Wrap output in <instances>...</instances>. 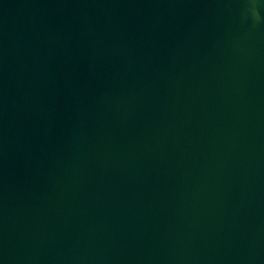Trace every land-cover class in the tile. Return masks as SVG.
Returning <instances> with one entry per match:
<instances>
[{"label":"water","instance_id":"obj_1","mask_svg":"<svg viewBox=\"0 0 264 264\" xmlns=\"http://www.w3.org/2000/svg\"><path fill=\"white\" fill-rule=\"evenodd\" d=\"M0 264H264V0H0Z\"/></svg>","mask_w":264,"mask_h":264}]
</instances>
